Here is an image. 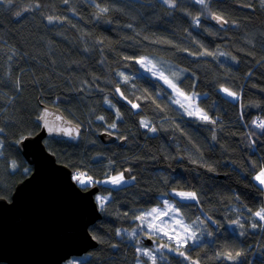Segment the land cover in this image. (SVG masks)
Wrapping results in <instances>:
<instances>
[{
	"label": "clouds",
	"instance_id": "1",
	"mask_svg": "<svg viewBox=\"0 0 264 264\" xmlns=\"http://www.w3.org/2000/svg\"><path fill=\"white\" fill-rule=\"evenodd\" d=\"M37 147L90 203L59 264H264V0H0V200Z\"/></svg>",
	"mask_w": 264,
	"mask_h": 264
},
{
	"label": "water",
	"instance_id": "2",
	"mask_svg": "<svg viewBox=\"0 0 264 264\" xmlns=\"http://www.w3.org/2000/svg\"><path fill=\"white\" fill-rule=\"evenodd\" d=\"M35 155L37 176L18 184L10 201L0 200V263L59 264L83 244L78 237L90 203L72 188L63 165H53L55 156L38 147Z\"/></svg>",
	"mask_w": 264,
	"mask_h": 264
},
{
	"label": "trees",
	"instance_id": "3",
	"mask_svg": "<svg viewBox=\"0 0 264 264\" xmlns=\"http://www.w3.org/2000/svg\"><path fill=\"white\" fill-rule=\"evenodd\" d=\"M0 264H5V263H0Z\"/></svg>",
	"mask_w": 264,
	"mask_h": 264
}]
</instances>
